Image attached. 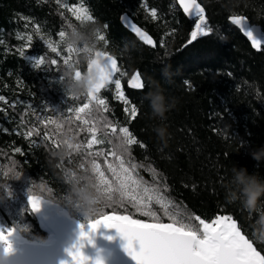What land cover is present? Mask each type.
<instances>
[{
	"label": "trees",
	"instance_id": "trees-1",
	"mask_svg": "<svg viewBox=\"0 0 264 264\" xmlns=\"http://www.w3.org/2000/svg\"><path fill=\"white\" fill-rule=\"evenodd\" d=\"M197 1L204 8L212 32L188 44L198 18L187 19L176 0H0V96L5 98L0 101L1 230L11 228L33 241L47 239L48 233L29 208L27 190L64 208L83 224L110 214L152 222L127 200L121 204L118 193H113L112 202L99 199L98 212L87 220L66 201L64 172L86 173L96 185L94 160L113 181L108 165H119L111 155L114 152L126 166L129 162L136 164V175L147 185L159 183L171 211L186 217L199 216L206 222L218 215L231 216L264 255V242L252 235V227L256 226L253 216L225 198L233 165L264 177V161L257 162L250 155L251 150L264 145V47L254 50L229 20L232 15L244 16L264 31V0ZM80 7L88 9L91 21L77 20L70 11ZM123 12L150 34L153 47L141 43L121 25ZM82 24L96 27L93 56L101 51L115 58L120 73L114 79H120L121 90L131 102L126 106L117 99L115 84L111 83L99 93L107 103V111L97 112L93 102L92 115L80 113L87 125L76 120L75 109L88 103V97L71 95L58 82L64 58L72 61L77 56L76 51L69 56L59 33ZM46 41L57 48L59 55ZM22 50L26 57L20 55ZM32 57L43 58L44 65L35 67ZM52 60L59 67L53 66ZM87 67V63L82 64L77 71ZM135 73L145 84L142 90L128 85ZM150 87L162 89L166 97L176 100L162 122L149 118L145 96ZM132 104L138 108L134 120L125 113V107ZM52 120L55 123H50ZM157 123L167 128L164 141L153 131ZM112 125L121 137L119 128L128 127L139 143L128 146L125 153L117 146ZM88 127L95 128L97 138L104 143L88 149ZM31 130H39L40 135L28 137ZM45 131L50 140H44ZM76 145H80L79 150ZM62 146L66 155L53 158L51 152ZM98 152L103 155H96ZM17 175L21 176L15 178ZM152 210L162 222H170L160 205L154 203Z\"/></svg>",
	"mask_w": 264,
	"mask_h": 264
},
{
	"label": "snow or ice",
	"instance_id": "snow-or-ice-1",
	"mask_svg": "<svg viewBox=\"0 0 264 264\" xmlns=\"http://www.w3.org/2000/svg\"><path fill=\"white\" fill-rule=\"evenodd\" d=\"M179 4L188 16L198 17L187 42L188 44L212 32V29L207 25L204 9L197 3V0H179ZM70 11L73 12L77 20L91 21L93 19L86 8L80 7L74 10L70 9ZM152 15L155 18L156 13L154 10ZM229 20L232 24L239 27L254 49L260 50L264 47V39L260 38L261 33H264V31L258 32L254 26L247 23L246 18L243 16L232 15ZM132 30L145 43L153 44L152 38L135 25L132 26ZM64 36L65 31H61L59 37L62 42L64 41ZM28 39L31 42L32 37L29 36ZM99 39L104 40V37L100 36ZM46 43L53 53L59 55L56 47L47 41ZM27 47L30 48L31 44ZM74 51L76 49L67 46L69 56ZM20 55L26 57V52L22 50ZM96 55L103 56L104 62L100 63L98 60H91L89 69H91L93 64L97 65L99 82L95 85L94 90L87 93L88 103L83 104L82 108L75 109L77 113L76 120L82 121L84 125H87L88 121L82 120L80 113L87 111L88 115H92L93 107L97 112L101 109L104 111L108 110L105 99L100 98L99 93L102 89L108 88L111 83L115 84V89L118 93L116 98L126 106L131 103L121 90L120 79H114L115 75L120 73L116 60L106 53L97 52ZM32 59L35 58L32 57ZM69 61V58L65 57L64 65H67ZM44 63L43 58L35 59V67L37 68H40ZM51 64L59 67L56 60H52ZM77 75H79V71H77ZM58 82L60 83V79H58ZM185 83L187 84L188 82L185 81ZM128 85L130 88L137 90H142L145 87L139 73L131 76ZM4 99L3 96H0V101ZM93 102H95L94 106L90 107ZM125 113L130 117V120H134L138 115V108L132 104L130 108L125 107ZM40 123L45 124V121L41 120ZM50 123H55V121L52 120ZM57 127L59 128V125ZM118 131L123 134L122 137L117 135L116 126H111L112 135L119 141L117 146L122 148L125 153L129 150L128 146L139 143L130 133L128 127H120ZM87 132L91 134V138L87 140L88 149H91L93 145L104 143L103 140L97 138L95 128L88 127ZM34 133L37 136L40 135L39 130H31L27 135L31 137ZM50 139L48 132L45 131L44 140ZM141 146L143 147V145ZM68 147L72 149L73 145L68 143ZM75 148L79 150L80 145H76ZM16 151L20 152V149H16ZM96 155H103V152H98ZM111 155L119 160L118 166L108 165V170L113 174V181H109L104 172L100 170V166L94 160L92 161V171L96 174L98 180V184L94 185V187L97 189V193H100L99 199L104 198L108 202H112L113 193H118L121 204L127 200L137 212L150 217L152 222L133 219L130 215L113 214L102 215L101 218L88 222L87 231L84 230V225L81 224L79 225V237L70 248L65 249L68 259L61 261V264H89L90 258L83 253L82 248L85 240L88 243L92 242L90 233H95L100 225L117 230V233L126 241L123 246L125 251L136 264H264V255L242 233L237 222L231 216L218 215L211 222H206L199 216L186 217L178 212L171 211L170 202H167L159 183L152 186L147 185L136 175V164L129 162L126 166V162L121 157L116 156L114 152ZM81 167L83 168L84 165L81 164ZM20 176L17 175L15 178ZM101 185L104 186L103 189H101ZM27 199L29 208L32 211H37L41 206L42 200H46L29 194L28 190ZM154 203L160 205L163 215L170 220L169 223L162 222V217L152 210ZM12 231L13 229L11 228L6 231L0 230V245L3 246L4 253L12 251V245L9 240ZM94 264H103V262L97 257Z\"/></svg>",
	"mask_w": 264,
	"mask_h": 264
},
{
	"label": "clouds",
	"instance_id": "clouds-1",
	"mask_svg": "<svg viewBox=\"0 0 264 264\" xmlns=\"http://www.w3.org/2000/svg\"><path fill=\"white\" fill-rule=\"evenodd\" d=\"M95 26L82 24L79 27L72 26L65 31L64 44L76 49L77 56L64 65L61 69L60 83L62 89L74 96L87 95L94 90L99 82V70L96 64L89 69L91 60L104 62L103 56H97L93 59V53L96 48ZM88 64L87 70L77 75V68L82 64ZM145 98L149 102V118L158 121L166 120V113L175 107V98L166 97L163 90L150 87ZM156 136L164 141L167 138V128L163 123H157L153 127ZM66 155V149L62 146L58 150L52 151L53 158H63ZM250 155L257 162L264 161V145L251 150ZM228 187L225 188V198L231 203H238L251 216H253L252 227L253 237L260 242H264V177L256 172L249 173L244 167L233 165L229 170ZM68 185L67 202L75 208L87 220L98 212L99 195L94 190L92 178L86 173L73 172L66 170L62 176ZM7 195V190H5ZM3 199V197H0ZM4 253H0V264H4Z\"/></svg>",
	"mask_w": 264,
	"mask_h": 264
},
{
	"label": "water",
	"instance_id": "water-1",
	"mask_svg": "<svg viewBox=\"0 0 264 264\" xmlns=\"http://www.w3.org/2000/svg\"><path fill=\"white\" fill-rule=\"evenodd\" d=\"M176 3L187 19L198 18L188 16L180 6L179 0H176ZM197 3L199 2L197 1ZM201 7L203 8L202 5ZM119 21L121 25L130 31L141 43L153 47L154 40L150 34L138 26L126 12L120 15ZM246 21L251 25L247 19ZM133 25L150 36L153 44H147L141 40L132 30ZM234 26L240 31L238 26ZM252 26H254L258 32L261 31L259 26ZM240 33L242 34L241 31ZM260 38L264 39L262 33ZM245 39L252 47L251 42L246 37ZM97 52L104 53L101 51ZM97 52H95V54ZM95 54L93 59L96 58ZM32 212L38 220L39 226L48 233L47 239L45 241H33L22 236L13 237L10 241L12 245L11 252L4 253L3 246L0 245V253H4L5 256L4 264H61V261L68 259L65 249L70 248L77 241L80 232L79 225L83 223L71 216L64 208L47 200H42L40 208ZM83 225L84 230L87 231L88 225ZM90 236L92 242L88 243L87 240H85L84 247L82 248L83 253L90 258L89 264H94L97 257L103 264H136L125 251L123 246L126 241L117 233L115 228H105L103 225H100L95 233H90Z\"/></svg>",
	"mask_w": 264,
	"mask_h": 264
},
{
	"label": "rangeland",
	"instance_id": "rangeland-1",
	"mask_svg": "<svg viewBox=\"0 0 264 264\" xmlns=\"http://www.w3.org/2000/svg\"><path fill=\"white\" fill-rule=\"evenodd\" d=\"M17 236H20L19 234H16L15 232H12L11 235L9 236V240L11 241V239L13 237H17ZM48 237V236H47Z\"/></svg>",
	"mask_w": 264,
	"mask_h": 264
}]
</instances>
